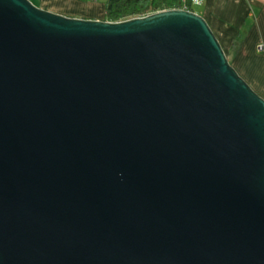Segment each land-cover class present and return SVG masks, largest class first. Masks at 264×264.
<instances>
[{
	"label": "water",
	"instance_id": "1",
	"mask_svg": "<svg viewBox=\"0 0 264 264\" xmlns=\"http://www.w3.org/2000/svg\"><path fill=\"white\" fill-rule=\"evenodd\" d=\"M0 264H264V97L202 14L0 0Z\"/></svg>",
	"mask_w": 264,
	"mask_h": 264
},
{
	"label": "crops",
	"instance_id": "2",
	"mask_svg": "<svg viewBox=\"0 0 264 264\" xmlns=\"http://www.w3.org/2000/svg\"><path fill=\"white\" fill-rule=\"evenodd\" d=\"M32 1L69 16L106 19L102 0ZM191 1L193 7L203 6L200 14L210 23L235 68L264 97V0Z\"/></svg>",
	"mask_w": 264,
	"mask_h": 264
},
{
	"label": "trees",
	"instance_id": "3",
	"mask_svg": "<svg viewBox=\"0 0 264 264\" xmlns=\"http://www.w3.org/2000/svg\"><path fill=\"white\" fill-rule=\"evenodd\" d=\"M181 0H107L106 19L112 21L125 20L136 16H144L157 11L172 9ZM190 8L194 10L192 1Z\"/></svg>",
	"mask_w": 264,
	"mask_h": 264
},
{
	"label": "built area",
	"instance_id": "4",
	"mask_svg": "<svg viewBox=\"0 0 264 264\" xmlns=\"http://www.w3.org/2000/svg\"><path fill=\"white\" fill-rule=\"evenodd\" d=\"M175 8L190 9V10H192L190 8L189 0H181L180 1V4L177 7H175Z\"/></svg>",
	"mask_w": 264,
	"mask_h": 264
},
{
	"label": "rangeland",
	"instance_id": "5",
	"mask_svg": "<svg viewBox=\"0 0 264 264\" xmlns=\"http://www.w3.org/2000/svg\"><path fill=\"white\" fill-rule=\"evenodd\" d=\"M103 1V5H105L106 3H107V0H102ZM194 9L197 11V12H199V13H201L202 12V9H203V6H201V5H196L195 7H194ZM232 62V61H231ZM233 63V62H232ZM240 73V72H239ZM244 77V76H243ZM246 79V78H245ZM253 87V86H252ZM254 88V87H253ZM255 89V88H254ZM259 93V92H258Z\"/></svg>",
	"mask_w": 264,
	"mask_h": 264
}]
</instances>
